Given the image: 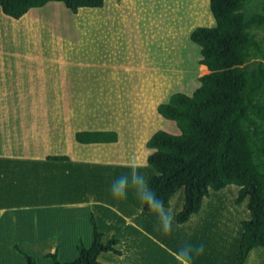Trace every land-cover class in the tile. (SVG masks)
I'll list each match as a JSON object with an SVG mask.
<instances>
[{
	"label": "rangeland",
	"instance_id": "rangeland-1",
	"mask_svg": "<svg viewBox=\"0 0 264 264\" xmlns=\"http://www.w3.org/2000/svg\"><path fill=\"white\" fill-rule=\"evenodd\" d=\"M210 3L106 0L104 8L75 14L53 1L31 9L34 15L23 20L4 14L0 7V102H16L12 88L18 85L17 100L24 104L19 110L0 107V123L16 112L48 119L52 134H64L69 143L68 150L61 151L108 163L99 170L98 185H93L100 200L78 204L89 209L96 205L104 243L113 236L120 239L117 248L122 253L101 256L104 263L237 264L242 221L252 218L249 202H235L239 188L227 191L228 198L211 190L200 213L183 225L178 214L184 191L172 198L170 208L152 214L135 186L129 184L122 197L113 194L114 181L130 179L134 171L143 174L151 189L157 171L148 163L154 151L148 140L160 129L180 133L177 122L162 116L158 106L176 92L192 94L201 85L200 77L210 72L200 64L201 46L191 38L198 27L216 25ZM261 6L262 0H253L247 11ZM78 130H115L120 139L83 144L74 136ZM80 177L87 188L89 181L82 172ZM85 208L82 213H87ZM52 211L45 213L50 220L33 210H11L3 216L0 264H28L21 251L39 264H54L47 254L57 251L61 261L70 262L80 256L79 242L93 244L91 227ZM257 263L264 264V247L249 255L247 264Z\"/></svg>",
	"mask_w": 264,
	"mask_h": 264
},
{
	"label": "trees",
	"instance_id": "trees-1",
	"mask_svg": "<svg viewBox=\"0 0 264 264\" xmlns=\"http://www.w3.org/2000/svg\"><path fill=\"white\" fill-rule=\"evenodd\" d=\"M53 1L64 3L75 14L106 6V0H0V7L4 14L21 19L31 9ZM252 2L211 0L216 25L200 26L191 35L201 46L200 64L210 72L200 77L201 85L192 94L176 92L158 106L162 116L177 122L180 133L160 129L147 142L154 149L148 163L157 171L151 190L163 201V209L170 208L172 198L186 189L179 224L190 223L200 213L211 190L228 198L227 191L236 192L240 186L236 204L244 200L248 204L250 199L252 218L242 221L237 264H246L253 250L264 247V0L259 10L249 13ZM75 138L83 144L116 143L119 133L84 130L77 131ZM48 158L70 160L67 155ZM145 209L155 212L147 203ZM91 220L93 244L86 247L79 242L80 256L70 262L61 261L58 251L47 254L54 264H112L101 261V256L122 253L118 237L103 242L106 233L94 212ZM21 252L28 264H39Z\"/></svg>",
	"mask_w": 264,
	"mask_h": 264
},
{
	"label": "crops",
	"instance_id": "crops-1",
	"mask_svg": "<svg viewBox=\"0 0 264 264\" xmlns=\"http://www.w3.org/2000/svg\"><path fill=\"white\" fill-rule=\"evenodd\" d=\"M31 14L33 13L28 12L21 20ZM17 86L12 88L13 92L17 93L16 102H0V107L12 105L11 108L19 110L24 105L22 101L17 100L21 98ZM12 114L13 116H9L11 118L1 119L0 123V220L11 210H33L45 214L53 213V209L64 214L67 219H75L83 226L87 225V229L91 227L90 231H94L90 219L93 212L96 216L99 215L98 210H94L96 205L89 209L78 204L92 205L100 200L101 197L93 191V185H98L99 170L108 163L88 159L77 151L78 154L61 151L68 150L69 143L64 134H52L48 119L22 117L17 112ZM50 155H67L70 160H51L48 158ZM80 172L90 183H87V188L85 183L79 181ZM238 188L240 189V186ZM92 199L95 201L92 202ZM83 200L89 202L83 203ZM82 208L87 209V213H82ZM45 218L50 220L46 214Z\"/></svg>",
	"mask_w": 264,
	"mask_h": 264
},
{
	"label": "clouds",
	"instance_id": "clouds-1",
	"mask_svg": "<svg viewBox=\"0 0 264 264\" xmlns=\"http://www.w3.org/2000/svg\"><path fill=\"white\" fill-rule=\"evenodd\" d=\"M129 184L137 188L141 199L144 200L154 210L163 209V201L156 195L154 190H151L147 187V183L143 174L138 171H134L130 179L127 176H122L114 181L113 194L121 197L126 195Z\"/></svg>",
	"mask_w": 264,
	"mask_h": 264
},
{
	"label": "water",
	"instance_id": "water-1",
	"mask_svg": "<svg viewBox=\"0 0 264 264\" xmlns=\"http://www.w3.org/2000/svg\"><path fill=\"white\" fill-rule=\"evenodd\" d=\"M171 205H172V200H171Z\"/></svg>",
	"mask_w": 264,
	"mask_h": 264
}]
</instances>
